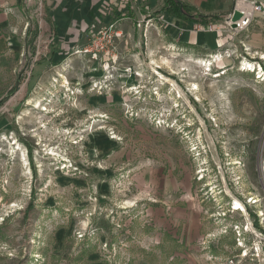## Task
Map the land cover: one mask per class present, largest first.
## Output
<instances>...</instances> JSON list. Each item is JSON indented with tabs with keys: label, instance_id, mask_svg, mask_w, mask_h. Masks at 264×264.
Segmentation results:
<instances>
[{
	"label": "rangeland",
	"instance_id": "rangeland-1",
	"mask_svg": "<svg viewBox=\"0 0 264 264\" xmlns=\"http://www.w3.org/2000/svg\"><path fill=\"white\" fill-rule=\"evenodd\" d=\"M253 1L247 30L213 22L198 47L159 6L115 8L101 24L124 38L104 69L76 53L87 38L56 47L34 18L29 54L0 72V264H264Z\"/></svg>",
	"mask_w": 264,
	"mask_h": 264
},
{
	"label": "crops",
	"instance_id": "crops-1",
	"mask_svg": "<svg viewBox=\"0 0 264 264\" xmlns=\"http://www.w3.org/2000/svg\"><path fill=\"white\" fill-rule=\"evenodd\" d=\"M141 1L128 0L125 10L138 5L139 7L147 5L150 8L159 6L161 9L165 2V0ZM177 1L187 7L190 16L215 15L219 16L220 20H226L239 2V0ZM245 1L247 11L253 12L251 5L253 0ZM119 3L120 0H0V72L3 60L18 57L22 50L29 54L28 46L32 40L34 18L42 30L40 33L42 37L53 39L56 47L74 50L84 39L88 25L101 23L109 18L107 14H112L115 8L119 9ZM160 15L168 23L171 35L180 33L179 41L182 43L196 47L213 44L212 38H203L199 35L198 30L203 26L171 17L166 12H161ZM219 32L216 33V46L222 41L218 36L221 35Z\"/></svg>",
	"mask_w": 264,
	"mask_h": 264
},
{
	"label": "built area",
	"instance_id": "built-area-1",
	"mask_svg": "<svg viewBox=\"0 0 264 264\" xmlns=\"http://www.w3.org/2000/svg\"><path fill=\"white\" fill-rule=\"evenodd\" d=\"M127 1L128 0H120L118 5L119 9H127ZM251 5L252 7H257L256 1H253ZM258 8L260 7L258 6ZM239 10L242 12V17L235 23V29H231V22L225 20V25L231 32L247 30L254 18L252 12L249 11L248 13H245L243 10ZM204 29L211 31L214 29V26L207 24L204 26ZM84 36L88 40L87 46L82 47V49L76 51V53L88 55L91 59L99 61L103 69L109 66V62L113 67V63H116L120 55L118 52V41L123 40L124 38L123 31L119 28V25L115 22L106 25H103L100 22H95L88 25L84 32ZM49 41L50 40L47 42Z\"/></svg>",
	"mask_w": 264,
	"mask_h": 264
},
{
	"label": "trees",
	"instance_id": "trees-1",
	"mask_svg": "<svg viewBox=\"0 0 264 264\" xmlns=\"http://www.w3.org/2000/svg\"><path fill=\"white\" fill-rule=\"evenodd\" d=\"M160 12H166L167 15L191 22L193 24H199L201 26H206L209 23H213L220 20L219 16H190L187 7L184 4H181L177 0H165L163 7ZM34 52L32 53V55ZM44 58V57H43ZM41 58V59H43Z\"/></svg>",
	"mask_w": 264,
	"mask_h": 264
},
{
	"label": "water",
	"instance_id": "water-1",
	"mask_svg": "<svg viewBox=\"0 0 264 264\" xmlns=\"http://www.w3.org/2000/svg\"><path fill=\"white\" fill-rule=\"evenodd\" d=\"M242 17V12L237 8L235 7L233 9V11L231 12L230 16L228 18H226L227 21H230L231 22V25H230V28L231 29H235L236 28V22L241 19Z\"/></svg>",
	"mask_w": 264,
	"mask_h": 264
},
{
	"label": "bare ground",
	"instance_id": "bare-ground-1",
	"mask_svg": "<svg viewBox=\"0 0 264 264\" xmlns=\"http://www.w3.org/2000/svg\"><path fill=\"white\" fill-rule=\"evenodd\" d=\"M240 2H245V3H246L245 0H239L238 4H239ZM238 4H237V8L243 10L245 13H248V12H249V11H247V3H246V4H244V3H240V4H239V7H238ZM249 8H250V7H249ZM252 15L254 16V11L252 12ZM36 108H38V107H35V109H36ZM43 110H44V109H43ZM236 206H238V204H236Z\"/></svg>",
	"mask_w": 264,
	"mask_h": 264
}]
</instances>
